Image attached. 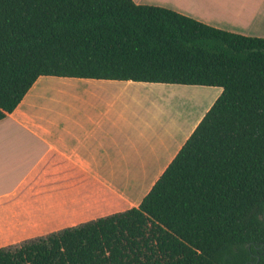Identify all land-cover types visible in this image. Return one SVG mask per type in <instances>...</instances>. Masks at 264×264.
I'll return each mask as SVG.
<instances>
[{
    "label": "trees",
    "instance_id": "trees-1",
    "mask_svg": "<svg viewBox=\"0 0 264 264\" xmlns=\"http://www.w3.org/2000/svg\"><path fill=\"white\" fill-rule=\"evenodd\" d=\"M40 75L221 91L137 205L0 264H264V36L133 0H0V119Z\"/></svg>",
    "mask_w": 264,
    "mask_h": 264
},
{
    "label": "crops",
    "instance_id": "crops-1",
    "mask_svg": "<svg viewBox=\"0 0 264 264\" xmlns=\"http://www.w3.org/2000/svg\"><path fill=\"white\" fill-rule=\"evenodd\" d=\"M133 1L264 36V0ZM183 87L212 95L188 130L183 99L173 105L153 93ZM220 91L200 84L38 76L0 119V246L137 205ZM191 106L199 108L195 96Z\"/></svg>",
    "mask_w": 264,
    "mask_h": 264
},
{
    "label": "rangeland",
    "instance_id": "rangeland-1",
    "mask_svg": "<svg viewBox=\"0 0 264 264\" xmlns=\"http://www.w3.org/2000/svg\"><path fill=\"white\" fill-rule=\"evenodd\" d=\"M187 88H181V91L177 92H162V91H153V93L156 94V96H159L161 93L164 94L165 97H159V98H166L165 100L169 99L173 105H175V102L180 100L181 98L183 99V122L186 127V129L190 128L191 125L195 122V120L198 118L200 115L201 111L203 110L207 104L210 102L212 95L208 94H198L197 92L189 91ZM194 96L196 97L198 103H199V108L198 107H189L190 102L193 100ZM158 98V97H157ZM166 102V101H165ZM187 129V130H188Z\"/></svg>",
    "mask_w": 264,
    "mask_h": 264
},
{
    "label": "flooded vegetation",
    "instance_id": "flooded-vegetation-1",
    "mask_svg": "<svg viewBox=\"0 0 264 264\" xmlns=\"http://www.w3.org/2000/svg\"><path fill=\"white\" fill-rule=\"evenodd\" d=\"M255 254H258V249L256 248Z\"/></svg>",
    "mask_w": 264,
    "mask_h": 264
}]
</instances>
